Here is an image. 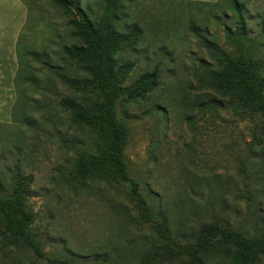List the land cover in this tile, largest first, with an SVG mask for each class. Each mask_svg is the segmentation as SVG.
I'll list each match as a JSON object with an SVG mask.
<instances>
[{
    "label": "rangeland",
    "instance_id": "rangeland-1",
    "mask_svg": "<svg viewBox=\"0 0 264 264\" xmlns=\"http://www.w3.org/2000/svg\"><path fill=\"white\" fill-rule=\"evenodd\" d=\"M28 1L27 49L46 50L60 71L79 75L62 52L64 45L82 43L72 16L51 0ZM242 1L249 37L264 41V0ZM82 6L97 20L106 0H82ZM121 6L119 30H136L116 54L119 63L133 64L124 87L147 73L157 75L156 87L144 97L131 99L126 91L118 105L128 127L129 169L150 210L132 200L128 183L74 175L76 154L61 134L90 141L89 132L71 125L59 107L62 97L74 94L42 60L24 53L19 78H31L22 80L20 91L15 85L10 113L0 112V186L9 187L16 174L33 175L32 231L45 256L0 235V264H140L145 253L163 244L157 223L181 242L213 220L252 237L264 233L262 118L242 112L207 86L205 68L215 62L193 30L232 49L228 31L236 30L234 9L178 0H123ZM254 51L264 66V42ZM52 114L55 123L45 120ZM204 258L206 264H235L232 251ZM162 264L194 263L184 257ZM257 264H264V256Z\"/></svg>",
    "mask_w": 264,
    "mask_h": 264
},
{
    "label": "trees",
    "instance_id": "trees-1",
    "mask_svg": "<svg viewBox=\"0 0 264 264\" xmlns=\"http://www.w3.org/2000/svg\"><path fill=\"white\" fill-rule=\"evenodd\" d=\"M29 6L28 0H23ZM56 6L72 16L71 24L81 44L64 45V58L76 66L79 75L72 77L62 72L48 59L46 50L27 49L23 42L24 30L17 45L19 70L15 85L19 86L28 78H19L24 67L23 54L41 61L52 75L73 92V96L62 97L58 104L65 112L71 125L87 131L90 141L80 137L62 139L69 142L76 158L72 172L80 179H99L128 183L132 200L149 211L150 207L140 191V184L132 176L125 150L128 127L118 115V105L127 95L131 99L144 97L157 85V75L147 73L140 77L130 88H125L133 64L119 63L116 54L132 41L136 30L121 31L118 24L121 18L123 0H106L103 15L94 20L82 6V0H51ZM228 4L235 11L236 30L228 31L232 49L218 45L200 35L198 28L194 32L202 39L214 67H206L204 79L207 86L222 97H228L231 105L250 116L262 118L264 126V66L257 60L254 48L262 45L263 40L249 37V27L245 16L246 2L242 0H218L214 3ZM264 37V29L262 30ZM25 69V67H24ZM21 79V80H20ZM34 79V78H32ZM45 120L53 123L52 115ZM28 125L35 123L33 117H27ZM57 127V126H56ZM55 129L57 130V128ZM33 175L16 174L9 187L0 186V235L12 236L31 249L38 258L45 256L41 241L32 231L35 213L28 203L31 195ZM156 230L163 244L159 248L145 253L140 264H162L180 258H188L194 264H206L204 256L232 251L235 264H257L264 256V233L252 237L236 229L223 220L203 223L192 234V238L181 242L169 234L164 224L157 223Z\"/></svg>",
    "mask_w": 264,
    "mask_h": 264
},
{
    "label": "crops",
    "instance_id": "crops-1",
    "mask_svg": "<svg viewBox=\"0 0 264 264\" xmlns=\"http://www.w3.org/2000/svg\"><path fill=\"white\" fill-rule=\"evenodd\" d=\"M209 2L218 0H178ZM29 6L23 0H0V112L12 110L16 99L15 78L19 70L17 45L29 22Z\"/></svg>",
    "mask_w": 264,
    "mask_h": 264
}]
</instances>
